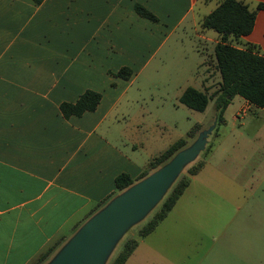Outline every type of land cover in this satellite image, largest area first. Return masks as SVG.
Instances as JSON below:
<instances>
[{"label": "crops", "instance_id": "obj_1", "mask_svg": "<svg viewBox=\"0 0 264 264\" xmlns=\"http://www.w3.org/2000/svg\"><path fill=\"white\" fill-rule=\"evenodd\" d=\"M220 1L0 0V264H32L64 238L61 250L116 191L119 174L139 176L179 140L163 145L160 121L145 123L146 109L125 114L122 103L175 34L184 42L194 28L197 50H215L220 35L202 22ZM241 1L252 10L264 3ZM212 2L215 8L197 21L199 4ZM137 3L160 20L140 16ZM233 41L240 48L258 46L264 55V9L253 31ZM202 65L201 78L184 79L183 93L188 87L208 93L212 64L206 59ZM124 66L134 71L129 80L113 74ZM88 89L102 93L98 108L66 118L61 104L76 102ZM244 101L263 119L264 108ZM205 166L170 211L174 218L184 200L205 192L194 188Z\"/></svg>", "mask_w": 264, "mask_h": 264}, {"label": "rangeland", "instance_id": "obj_2", "mask_svg": "<svg viewBox=\"0 0 264 264\" xmlns=\"http://www.w3.org/2000/svg\"><path fill=\"white\" fill-rule=\"evenodd\" d=\"M215 6V2L200 3L195 13L197 21ZM209 32L216 33L214 30ZM188 36L181 42L179 33L175 34L137 76L121 111L133 116L147 110L145 123L160 121L161 138L166 146L186 138L195 124L202 123L183 148L193 155L184 160L180 172L157 200L120 230L99 264H110L128 238L137 239L139 246L126 264H264V117L257 119L254 108L245 105L244 99L237 95L226 109V123H219L220 73L218 75L214 47L202 54L195 44L197 31L191 28ZM206 59L212 64L213 83L212 89L208 90L209 105L201 112L182 103L179 97L183 93L184 79L202 77L205 66L201 63ZM204 161L206 166L194 188L205 189V192L194 197L193 203L184 200L182 212L176 218L169 212L155 232L146 238L140 237L141 228L160 209L179 180L189 177V168ZM166 164L151 170L149 175ZM145 180L111 197L88 216L83 226ZM75 235L45 264H56Z\"/></svg>", "mask_w": 264, "mask_h": 264}, {"label": "trees", "instance_id": "obj_3", "mask_svg": "<svg viewBox=\"0 0 264 264\" xmlns=\"http://www.w3.org/2000/svg\"><path fill=\"white\" fill-rule=\"evenodd\" d=\"M33 1L37 5H40L45 0ZM261 9H264V3H259L256 10H252L247 3L241 0H221L218 6L202 22L204 28L212 29L220 35V40L215 46V59L222 79L217 98L218 120L220 124L225 123V111L237 95L259 108H264V55L258 46L248 44L246 48H240L233 41V39L249 35L253 31L257 11ZM135 10L140 16L153 22L160 20L157 15L142 4H135ZM133 73L132 68L124 66L113 74L129 80ZM102 98L101 92L88 89L76 102H63L61 104V111L66 118L82 116L88 111H95L101 103ZM210 100L211 98L207 92L194 87H188L181 96L182 103L201 112L206 110ZM198 127L200 126L197 125L193 128L189 132L188 137L179 139L166 151L155 157L150 162L148 168L143 170L139 176L134 178L129 173L119 174L116 178V191L99 202L95 210L114 195L124 192L140 180L147 178L151 170L162 164L169 163L188 144V139L195 136ZM204 165L205 161L198 166L189 168V177H183L179 180L162 202L160 209L141 228L140 237H145L152 233L158 224L167 217L188 187L191 176L200 172ZM63 241L64 238L57 241L32 264H44ZM137 245V239H126L122 245V249L110 261V264H125Z\"/></svg>", "mask_w": 264, "mask_h": 264}, {"label": "water", "instance_id": "obj_4", "mask_svg": "<svg viewBox=\"0 0 264 264\" xmlns=\"http://www.w3.org/2000/svg\"><path fill=\"white\" fill-rule=\"evenodd\" d=\"M191 153L187 150L179 152L159 171L149 175L104 213L83 226L56 264H99L106 248L120 230L140 217L157 200L173 177L180 172L184 160L193 155Z\"/></svg>", "mask_w": 264, "mask_h": 264}]
</instances>
